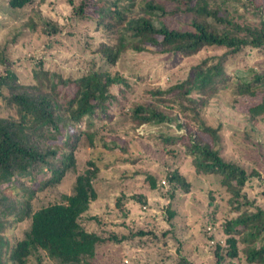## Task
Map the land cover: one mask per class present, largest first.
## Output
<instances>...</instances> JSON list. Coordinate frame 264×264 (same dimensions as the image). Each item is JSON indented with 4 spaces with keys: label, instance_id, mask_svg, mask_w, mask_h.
I'll use <instances>...</instances> for the list:
<instances>
[{
    "label": "trees",
    "instance_id": "1",
    "mask_svg": "<svg viewBox=\"0 0 264 264\" xmlns=\"http://www.w3.org/2000/svg\"><path fill=\"white\" fill-rule=\"evenodd\" d=\"M31 1L7 0V4L16 10ZM67 2L71 7L70 22L82 31V41L76 46L82 52L85 71L63 76L59 72L48 74L40 67L33 73L35 83L24 84L5 63L0 49V65L4 67L0 71V98L15 113L0 116V264H96L98 247L149 234L139 229L129 235L118 237L112 233L104 237L83 227L85 212L97 196L93 182L98 167L86 159L84 167L78 169L76 153L84 146L80 144L83 135L89 140L100 121L107 118L104 122H112L110 106L121 108L123 115L116 116L107 131L112 130L115 121L122 126L128 122V129L133 132L142 124L169 128V132L160 130L152 135L161 149L189 161L195 173L213 176L228 195V203L238 213L221 223L225 240L213 244L216 263L243 258L248 264H264V188L253 198L247 190L261 173L225 156L220 144L222 124L212 123L204 114L212 100L221 99L240 114H247L250 126H253L251 119L264 122V102L244 110L239 100L245 95H264V70L249 67L227 74L224 66L229 58L243 55L245 60L249 53L264 50L261 3L255 0ZM27 24L32 28L36 25L32 20ZM67 25L70 24L46 17L42 30L51 36ZM147 54H158V58L164 59L192 58L194 63L185 75L174 69L167 71L166 86L161 87L151 85L153 78L145 77L148 70L138 59ZM140 85L144 91L139 94L136 90ZM227 91L228 97H224L222 92ZM124 105L128 112H124ZM180 129L183 131L179 132ZM60 136L64 138L62 143L57 142ZM110 139L107 143L102 140L104 147H117ZM40 175L43 177L35 185ZM70 176V190L62 193L61 199L31 207L37 191L49 190ZM144 180L150 188H158L157 179L150 173H146ZM165 180L168 187L162 195L167 198L165 218L169 220L175 214L172 205L176 192L189 193L191 183L180 166L168 168ZM10 182L18 185L13 195L1 187ZM259 185L264 187V179H260ZM132 198L147 202L140 193ZM90 218L96 220L95 216ZM5 224H19L20 233L11 238L5 236ZM121 259L111 264H127ZM159 259L163 264H196L181 254L175 260L168 254Z\"/></svg>",
    "mask_w": 264,
    "mask_h": 264
},
{
    "label": "rangeland",
    "instance_id": "2",
    "mask_svg": "<svg viewBox=\"0 0 264 264\" xmlns=\"http://www.w3.org/2000/svg\"><path fill=\"white\" fill-rule=\"evenodd\" d=\"M255 1L261 3V9L264 11V0ZM70 8L67 0H32L20 9L11 10L8 8L7 0H0V49H3L5 63L15 71L19 82L35 83L33 73L40 67L48 74L59 72L63 76L80 74L86 70L87 66L81 60L82 52L76 46L82 41L80 38L82 31L77 30L70 22ZM46 17L70 25L64 27L60 33L48 36L42 30V21ZM31 20L36 23L33 28L27 24ZM175 21L172 20V23ZM138 60L143 62L145 69L148 70L145 77L147 76L148 80L153 78L151 85L161 87L166 86L167 71L174 69L177 73L185 75L190 65L194 63L192 58L164 59L158 58V54H147ZM224 66L227 74L249 67L263 71L264 50L261 53H249L245 60L243 55L229 58ZM3 69L4 67L0 65V71ZM143 91L144 86L141 85L136 90L139 94ZM222 93L224 97H228L229 91ZM239 100L243 105L241 109L246 110L260 101L264 102V95L260 93L254 96L245 95ZM210 104L204 110V114L212 123L222 124L220 144L223 145L225 156L260 171L259 179H255L252 186L247 188L252 198L258 197V191L264 188L259 185L260 179H264V122L251 119L253 126H250L247 114H240L223 100L214 99ZM123 109L124 112H128L127 105H124ZM108 111L112 115V122L110 124L104 122L107 118L100 121L96 125L97 132H92L93 137L89 140L83 135L80 144L84 146L76 153L78 169L84 167L86 159L94 161L98 167L93 182L97 196L85 212L82 219L83 227L104 237L112 233L118 237L129 235L130 232L139 229L149 231V234L98 247L96 264L117 263L121 257L123 263L127 264L131 261L163 264L159 258H164L167 254L172 260L181 254L196 264H217L213 255V244L216 240L224 243L225 233L221 223L238 213L228 203V195L213 176L195 173L189 161L177 159L176 156H171L161 149L160 142L152 135L160 130L169 132V128L142 124L133 132L128 129L130 128L128 122L122 126L115 121L112 130L107 131L115 117L123 115V110L114 106H110ZM9 115L15 116L14 110L6 107L5 101L0 98V116ZM124 131L126 133L122 134ZM105 134L107 136L104 137ZM112 134L115 136H111ZM110 138H113L112 144H118L119 147L113 149L104 147L102 140L105 139L107 143ZM63 139V136H60L57 142L62 143ZM129 159L136 161L130 162ZM177 166H180L182 173L191 183V190L187 194L176 192V199L172 205L175 214L168 220L165 218L167 198L162 195L168 187L165 173L168 168ZM146 173L157 179L158 188H150L144 180ZM42 177L38 176L35 185ZM71 182L70 176L69 179L52 185L49 190L37 191L31 200V207L61 199V194L70 190ZM1 187L5 193L11 195L18 189L16 182L2 184ZM137 193L145 195L147 202L140 203L132 198V195ZM90 216H95L96 220ZM4 233L11 238L20 233V225L5 224ZM220 264L248 263L243 258H234L226 259Z\"/></svg>",
    "mask_w": 264,
    "mask_h": 264
}]
</instances>
